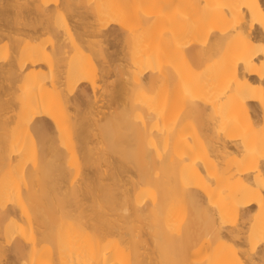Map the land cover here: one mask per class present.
<instances>
[{
  "label": "bare ground",
  "instance_id": "obj_1",
  "mask_svg": "<svg viewBox=\"0 0 264 264\" xmlns=\"http://www.w3.org/2000/svg\"><path fill=\"white\" fill-rule=\"evenodd\" d=\"M0 264H264V0H0Z\"/></svg>",
  "mask_w": 264,
  "mask_h": 264
}]
</instances>
